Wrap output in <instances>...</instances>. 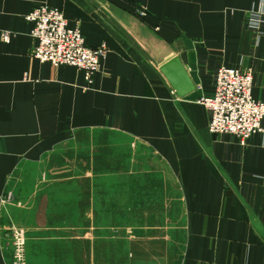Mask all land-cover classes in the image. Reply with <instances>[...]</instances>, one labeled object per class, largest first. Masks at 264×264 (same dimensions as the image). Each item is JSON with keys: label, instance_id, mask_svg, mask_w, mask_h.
<instances>
[{"label": "crops", "instance_id": "obj_1", "mask_svg": "<svg viewBox=\"0 0 264 264\" xmlns=\"http://www.w3.org/2000/svg\"><path fill=\"white\" fill-rule=\"evenodd\" d=\"M40 5L105 47L91 84L32 57ZM252 10L264 0H0V264L12 226L27 264H150L155 248L165 264L168 228L177 264H264V138L211 135L197 103L220 67L251 69L264 102ZM171 57L194 87L183 97L161 71Z\"/></svg>", "mask_w": 264, "mask_h": 264}, {"label": "built area", "instance_id": "obj_2", "mask_svg": "<svg viewBox=\"0 0 264 264\" xmlns=\"http://www.w3.org/2000/svg\"><path fill=\"white\" fill-rule=\"evenodd\" d=\"M142 11L139 13L141 17L146 14L145 10ZM247 17L249 29L263 34L264 15L252 10ZM26 20L33 24L31 35L36 42L32 52L34 59L54 68H75L84 72L87 82L92 83V78L100 71L101 62L106 57L104 47H87L79 28H69L60 11L46 5L34 8ZM8 39L9 35L3 34V40ZM252 87L251 69H217L213 94L201 96L197 101L210 112V134L233 136L242 147L254 135L264 138V102L252 98ZM11 247L10 264H24L25 233L22 229L11 230Z\"/></svg>", "mask_w": 264, "mask_h": 264}, {"label": "rangeland", "instance_id": "obj_3", "mask_svg": "<svg viewBox=\"0 0 264 264\" xmlns=\"http://www.w3.org/2000/svg\"><path fill=\"white\" fill-rule=\"evenodd\" d=\"M142 11V9H137V15L139 17H141L139 15V13ZM143 12V11H142ZM146 14L143 16L145 17ZM104 47V46H101ZM105 48V47H104ZM97 49V48H96ZM106 50V49H105ZM107 54V52H106ZM105 59V58H104ZM226 68V67H225ZM229 69H233V68H229ZM217 71V70H216ZM86 77V76H85ZM93 79V78H92ZM213 94V93H212ZM211 94V95H212ZM209 126V125H208ZM209 132V131H208ZM212 135V134H211ZM217 136V135H216ZM230 136V135H229ZM233 137V136H232ZM248 142V141H247ZM247 144V143H246ZM246 146V145H245ZM242 147V146H241ZM244 147V146H243ZM11 198V196H10ZM11 200V199H10ZM13 228H17V229H22L25 232L24 228L21 227H17V226H12L9 228V237L11 240V230ZM182 233L179 229L177 228H168L166 229V242L164 244V250L166 249L167 251V258L165 259V264H177L179 261V257H180V252L182 249ZM26 249H27V237L25 236V252H24V264H27V256H26ZM156 248L153 251L152 256L150 255V259H149V263L150 264H156L155 259L153 258L156 255ZM104 256V255H103ZM105 258L108 259L107 256H104ZM153 259V260H151ZM12 260V257H11ZM152 262V263H151ZM106 264V263H105Z\"/></svg>", "mask_w": 264, "mask_h": 264}, {"label": "water", "instance_id": "obj_4", "mask_svg": "<svg viewBox=\"0 0 264 264\" xmlns=\"http://www.w3.org/2000/svg\"><path fill=\"white\" fill-rule=\"evenodd\" d=\"M161 71L179 97H183L194 90L191 81L177 58L171 57L166 60L161 67Z\"/></svg>", "mask_w": 264, "mask_h": 264}]
</instances>
